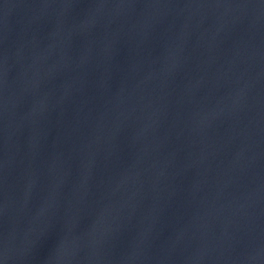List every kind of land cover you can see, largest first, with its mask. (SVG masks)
<instances>
[{
    "label": "water",
    "instance_id": "1",
    "mask_svg": "<svg viewBox=\"0 0 264 264\" xmlns=\"http://www.w3.org/2000/svg\"><path fill=\"white\" fill-rule=\"evenodd\" d=\"M0 264H264V0H0Z\"/></svg>",
    "mask_w": 264,
    "mask_h": 264
}]
</instances>
